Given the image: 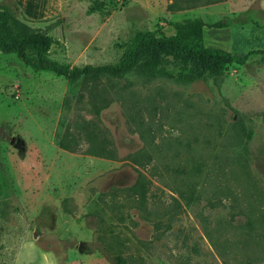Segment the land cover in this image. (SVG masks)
I'll list each match as a JSON object with an SVG mask.
<instances>
[{"label":"rangeland","instance_id":"obj_1","mask_svg":"<svg viewBox=\"0 0 264 264\" xmlns=\"http://www.w3.org/2000/svg\"><path fill=\"white\" fill-rule=\"evenodd\" d=\"M89 3L50 0V13L35 14L0 0L68 67L114 64L145 32L173 34L170 23L193 18L206 24V46L246 59L192 80L170 58L150 71L69 78L0 52V264H237L244 255L264 264V240L237 250L245 194L264 217V0L189 10L102 0L86 14ZM91 144L104 155L89 154ZM217 164L248 170L233 180L242 205L210 199L211 185L188 202L169 190L198 188Z\"/></svg>","mask_w":264,"mask_h":264},{"label":"trees","instance_id":"obj_2","mask_svg":"<svg viewBox=\"0 0 264 264\" xmlns=\"http://www.w3.org/2000/svg\"><path fill=\"white\" fill-rule=\"evenodd\" d=\"M89 1L90 3L85 9L86 14L97 11L102 0ZM222 1L225 0H170L169 5L171 8H177L178 10H189ZM221 24L223 23L216 22L213 26L219 27ZM170 25L175 30L173 34L166 35L163 31L155 29L147 31L129 42L114 64L68 67L47 57L46 51L50 43L48 36L34 31L19 20L9 8L0 5V52L16 54L32 70L47 71L56 76L69 78L101 74H109L117 77L133 69L140 72L150 71L157 65L167 62V58H170L168 61L173 65L182 68L188 67L190 74L186 79L192 80L205 73L218 74L225 70L227 64L231 62L243 64L246 59V55L236 56L223 48L206 46L201 33V27L206 24L199 18H193L184 23L172 22ZM145 135L148 139L153 138V134L150 136L149 134ZM139 136L143 139V134H139ZM87 152L95 156L104 155L100 148L93 146V144L88 147ZM224 166L226 165L217 164L215 167L208 168L198 188H196L195 184L188 182L182 186V190L168 186L169 190L176 192L182 199L188 202L192 197H199L203 192L204 185H211L210 199L214 198L219 200L227 198L230 195L233 200H236L237 203H240L239 205H242L241 202H238V196H236L239 194L236 191L238 185L233 180L238 183L241 179L247 178L248 170L240 164H232L228 167ZM201 170L202 168H195L196 177L199 178ZM165 171L169 172L168 169H165ZM173 172L179 174L178 170L173 169ZM180 172H184V170H180ZM230 181L234 183H230ZM187 190L188 192H186ZM242 206L241 208L245 209L246 214H244L245 218L243 223L237 226L242 233L241 245L237 247V250L249 245L250 242H254L253 240L255 238H259L261 241L264 240V217L260 216L262 213L259 211L258 205L254 204L245 194V201ZM256 229L257 231L254 232ZM206 237L210 243L215 245L210 235L208 236L206 234ZM228 241L230 240L225 239L224 244L221 243L222 250H225L226 247L228 249L232 248L228 244ZM225 253L227 252L218 250L219 257L223 260ZM240 259L241 261L244 260L243 263L237 262V264H250L256 258L244 255Z\"/></svg>","mask_w":264,"mask_h":264},{"label":"crops","instance_id":"obj_3","mask_svg":"<svg viewBox=\"0 0 264 264\" xmlns=\"http://www.w3.org/2000/svg\"><path fill=\"white\" fill-rule=\"evenodd\" d=\"M17 6H21L22 10L26 13L33 12L37 14L38 12H42L44 14L50 13L52 7L49 6L50 0H13ZM19 6V7H20ZM29 17H35L37 15H28ZM43 16V15H42ZM45 16V15H44Z\"/></svg>","mask_w":264,"mask_h":264}]
</instances>
